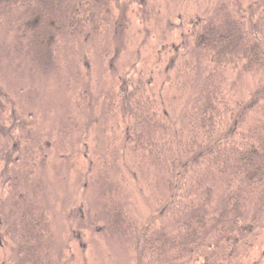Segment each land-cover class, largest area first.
<instances>
[{"label": "rangeland", "instance_id": "rangeland-1", "mask_svg": "<svg viewBox=\"0 0 264 264\" xmlns=\"http://www.w3.org/2000/svg\"><path fill=\"white\" fill-rule=\"evenodd\" d=\"M81 1L63 3L85 22L80 18L66 27L65 16L49 29L30 18L24 4H0V88L12 101L0 112V241L20 223L17 207L25 214L35 206L51 229L50 251L57 264H166L142 259L135 240L113 232L101 212L107 187L117 191L127 223L141 229L157 217L148 189L146 195L134 193L138 182L123 164L132 167L133 161L121 154V115L116 107L108 109L104 95L122 80L132 91L142 68L144 81L153 71L151 87H159L178 50L195 67L192 23L215 20L222 0ZM161 52L164 57L158 58ZM208 63L203 60L201 70ZM200 78V73L192 75L164 90L163 105L172 115L181 117L177 98L194 93ZM259 78L253 72L231 75L235 97L247 98ZM144 166L138 169L141 177L153 171ZM20 192L24 196L17 199ZM157 219L151 226L168 223L166 229H174L168 218ZM257 234L246 264H264V231Z\"/></svg>", "mask_w": 264, "mask_h": 264}, {"label": "trees", "instance_id": "trees-1", "mask_svg": "<svg viewBox=\"0 0 264 264\" xmlns=\"http://www.w3.org/2000/svg\"><path fill=\"white\" fill-rule=\"evenodd\" d=\"M63 2L0 0V4H24L30 18L42 20L48 29L61 17H68L66 27L82 19L79 11L70 12ZM220 6L215 20L192 23L197 28L191 29L192 51H197L199 60L195 67L178 50L164 68L159 87H151L153 71L144 81L142 68L132 91L129 82L122 80L104 95L108 109L116 107L121 115V154L133 161L132 167L123 161L127 171L123 169L138 182L134 193L146 195L148 189L157 216L151 222L168 218L174 229L168 231V223L155 228L150 222L141 229L127 223L125 207L109 187L103 191L101 212L106 225L134 239L138 254L151 263L246 264L258 230L264 231V0H222ZM162 53L158 58L164 57ZM203 60L209 63L201 70ZM239 71L260 76L247 98L235 97L229 83ZM199 73L202 78L195 92L177 98L181 117L172 115L163 105L164 90ZM6 94L0 88V112L12 102ZM13 151L12 146L9 152ZM144 165L153 171L144 176L141 170V177L138 169ZM152 182L154 190L149 187ZM16 195L17 199L24 196ZM20 210L17 207L20 223L0 241V264H57L42 211L35 206L27 207L25 214ZM29 215L31 219L24 218ZM15 235L18 242L12 240Z\"/></svg>", "mask_w": 264, "mask_h": 264}]
</instances>
